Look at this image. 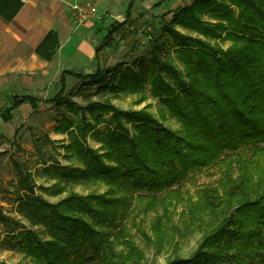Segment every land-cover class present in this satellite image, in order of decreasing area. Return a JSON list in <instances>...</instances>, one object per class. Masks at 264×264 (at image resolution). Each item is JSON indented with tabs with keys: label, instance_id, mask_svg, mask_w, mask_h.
Listing matches in <instances>:
<instances>
[{
	"label": "trees",
	"instance_id": "trees-1",
	"mask_svg": "<svg viewBox=\"0 0 264 264\" xmlns=\"http://www.w3.org/2000/svg\"><path fill=\"white\" fill-rule=\"evenodd\" d=\"M131 8L132 0L125 20L111 25L96 45L95 56L129 22ZM226 40L230 43L224 48L221 41ZM67 74L81 79L84 87L137 91L139 103L148 84L181 129L165 126L148 110L150 104L122 109L107 100L78 103L63 94ZM59 81L53 97L15 94L5 108L9 113L24 102L63 104L67 114L53 129L69 135L59 146L65 158L77 163L45 165L54 181L44 186L11 157L17 212L30 224L42 225L47 237L29 229L7 233L3 241L29 259L0 264H141L142 250L124 234L123 219L133 202L148 197L144 211L158 200L163 203L164 215L156 213L152 225L160 235L169 193L178 192L191 171L216 165L228 153L235 155L217 183L200 188L184 211L200 225L194 251L171 256L164 264H264V171L248 168L264 151V0H192L174 9L170 20H162L149 55L134 66L86 74L63 70ZM88 135L98 142L96 148L87 144ZM79 182H102L106 189L86 194L70 190L56 201L37 192L54 188L59 194ZM159 193H164L161 199ZM0 221L7 217L0 214Z\"/></svg>",
	"mask_w": 264,
	"mask_h": 264
},
{
	"label": "rangeland",
	"instance_id": "rangeland-1",
	"mask_svg": "<svg viewBox=\"0 0 264 264\" xmlns=\"http://www.w3.org/2000/svg\"><path fill=\"white\" fill-rule=\"evenodd\" d=\"M135 1L131 10L132 19L114 36V40L107 46L108 48L102 49L100 61L96 62L91 72L99 67L113 68L118 65V68L123 70L126 67L134 66L140 58L149 55L151 38H158L162 20H170L174 9L188 4L192 0ZM120 4L125 9L126 1ZM176 28L187 32L180 26H176ZM163 38L169 40L167 37ZM214 41L211 39V42ZM229 43L230 41L227 40L221 41L224 48ZM66 79L63 94L78 103L83 104L90 99L107 100L122 109H139L150 104L148 110L165 126L175 131L181 129L177 119L169 115L157 98L152 96L148 84L145 88V99L139 103L137 98L140 96L137 91L113 93L99 89L98 84L89 87L81 86L83 81L72 75H67ZM79 86L81 90H78ZM59 89L58 75L51 67L37 66L26 75L8 76L5 86L0 88V113L3 111V103L11 94H31L48 99L53 97ZM62 114H67L63 104L56 105L53 102L39 101L36 106L26 103L17 107L13 111L12 118L8 121L0 120V135H2L0 137V152H3L0 153V214L7 217V221H0V260L7 263L29 259L23 250L11 247L10 243L3 241L7 233L15 235L17 232L23 233L29 229L42 238L47 237L42 225L30 224L26 217L17 212V194L15 192L17 175L10 159L12 157L27 167L34 174L37 185L44 186H49L54 181L49 172H44L45 165L55 162L60 165L76 164L77 161L63 156V148L59 146V143L69 140V135L55 132L53 129ZM87 144L94 148L98 146V142L91 135L87 137ZM228 155L226 159L216 165L191 171L189 177L181 182L179 191L169 193L164 202L168 214L162 218L160 235L152 231V225L157 216L156 213L164 215L163 203L158 200L154 208L144 211L145 208H148V197H139L133 202V210L123 219L124 234L142 250L144 256L141 264H164L171 256L187 257L194 251L201 236V229L198 221L191 218L190 215L184 214V211L188 209L189 202L197 198L200 188L217 183L228 166V160L233 158L235 153H228ZM255 159L257 162L249 164L248 168L264 171V151ZM105 189L106 186L102 182H79L69 185L65 191L59 194L54 192V188L49 190L37 188V192L50 201H56L70 190L86 194L102 192ZM162 196L164 193H159L157 197L161 199ZM174 242L177 243L176 251H174ZM116 247L119 249L121 245L117 244Z\"/></svg>",
	"mask_w": 264,
	"mask_h": 264
},
{
	"label": "crops",
	"instance_id": "crops-1",
	"mask_svg": "<svg viewBox=\"0 0 264 264\" xmlns=\"http://www.w3.org/2000/svg\"><path fill=\"white\" fill-rule=\"evenodd\" d=\"M124 1L125 9L120 4ZM129 1L0 0V88L5 86L8 76L26 75L37 66L51 67L58 75V80L63 70L92 73L102 51L95 56L96 45L111 25L125 20ZM84 2L93 4L97 12L80 22L71 5ZM107 48L104 47V50ZM15 94L9 95L3 103L1 121L10 120L17 107L26 103L32 106L24 102L9 113L5 112L10 97Z\"/></svg>",
	"mask_w": 264,
	"mask_h": 264
},
{
	"label": "built area",
	"instance_id": "built-area-1",
	"mask_svg": "<svg viewBox=\"0 0 264 264\" xmlns=\"http://www.w3.org/2000/svg\"><path fill=\"white\" fill-rule=\"evenodd\" d=\"M72 10L74 11L75 17L83 22L92 16H94L97 12V9L90 2L84 3H75L71 5Z\"/></svg>",
	"mask_w": 264,
	"mask_h": 264
}]
</instances>
